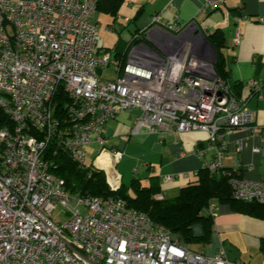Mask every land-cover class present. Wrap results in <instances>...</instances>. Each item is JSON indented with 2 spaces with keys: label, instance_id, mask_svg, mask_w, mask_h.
<instances>
[{
  "label": "built area",
  "instance_id": "1",
  "mask_svg": "<svg viewBox=\"0 0 264 264\" xmlns=\"http://www.w3.org/2000/svg\"><path fill=\"white\" fill-rule=\"evenodd\" d=\"M221 4L204 0L200 12ZM95 12L96 0H0V110L11 121L0 126V264H246L181 244L122 197L71 194L50 171L47 146L81 164L85 147L104 141L107 121L133 108L132 134L204 131L215 156L202 168L213 172L225 137L254 118L198 51L208 33L198 21L154 13L120 55L98 47ZM108 67L114 78L101 74ZM260 85L247 81L249 95ZM229 185L234 199L264 202V179L231 177ZM206 208L214 217L215 205Z\"/></svg>",
  "mask_w": 264,
  "mask_h": 264
},
{
  "label": "crops",
  "instance_id": "2",
  "mask_svg": "<svg viewBox=\"0 0 264 264\" xmlns=\"http://www.w3.org/2000/svg\"><path fill=\"white\" fill-rule=\"evenodd\" d=\"M203 1L125 0L115 18L96 11L93 20L99 24V21L107 19L96 13L106 14L112 21L123 23L122 27L128 28L133 35L148 25L154 13L162 11L166 19L172 20L177 16L179 22L198 21L208 33L220 29L224 35L222 52L227 74L232 82L240 84L239 93L247 99L246 106L254 114L250 124L234 129L225 137L226 149L221 166L237 171L241 178L263 180L264 0H222L218 9L200 12ZM108 25L106 31H117L114 26L108 30ZM237 33L240 41L234 44ZM250 80L262 83L251 95L246 87V82ZM137 114V109L131 108L109 119L104 141L93 140L85 147V153L94 154L91 162L104 169L107 180L116 178L119 183L129 186L132 179H137L142 186L156 187L155 195L174 197L181 187L196 178V172L202 168L204 161L215 156L214 149H206L209 145L207 134L200 130L178 131L171 128L162 135L143 130L132 134L130 129ZM112 149L120 151V160H114ZM167 175L173 176L169 182L163 180ZM211 202L215 205V215L209 237L188 246L207 256L222 250L231 261L264 264V220L237 212L228 203ZM206 207L204 213H208ZM191 229L196 236L204 231L201 223L193 224Z\"/></svg>",
  "mask_w": 264,
  "mask_h": 264
},
{
  "label": "trees",
  "instance_id": "3",
  "mask_svg": "<svg viewBox=\"0 0 264 264\" xmlns=\"http://www.w3.org/2000/svg\"><path fill=\"white\" fill-rule=\"evenodd\" d=\"M124 1L96 0V11L108 13L115 18ZM206 37L217 53V60L214 62L217 75L228 84L235 97L244 99L243 94H240L238 90L240 84L229 79L225 68L222 52L223 32L215 29L207 33ZM117 47L116 44L115 51ZM10 123V119L0 110V126ZM45 155L51 161L50 171L63 180V187L66 191L78 195L122 197L129 206L145 212L154 221L170 228L174 233V239L183 244L205 241L209 237L213 217L209 213H204V208L212 200L228 203L237 212L264 220V202L243 201L231 196L229 179L239 177V175L237 171L224 169L222 166L213 172L207 168H201L196 172V178L181 187L176 196L157 198L156 187L142 186L137 179H132L129 186L120 183L116 190L112 189L103 169L92 163L76 162L62 148L47 146ZM195 223H201L203 226L204 231L200 236L192 233L191 228Z\"/></svg>",
  "mask_w": 264,
  "mask_h": 264
},
{
  "label": "rangeland",
  "instance_id": "4",
  "mask_svg": "<svg viewBox=\"0 0 264 264\" xmlns=\"http://www.w3.org/2000/svg\"><path fill=\"white\" fill-rule=\"evenodd\" d=\"M24 1H35V0H24ZM96 15H100V17H103L107 20L105 21H99L98 24V36H97V42H98V47H102V48H107V49H113V47L117 44V52L123 54L126 50V43L125 42H129L131 37H132V33L128 30V28H124L122 27L123 23H120V21H112V19L103 13L97 12ZM109 24L108 26H114L117 28V31L115 32H109L106 31V25ZM131 30H133V26L130 25L129 27ZM120 29L121 33H120ZM101 74L103 76H106L107 78H114L115 76V70L113 69V67H108L106 69H104ZM94 157L93 153H85V158H84V162L86 164H90L92 163V158ZM106 173V172H105ZM107 177V176H106ZM110 178V177H109ZM108 183L111 180H107ZM61 210V207L58 208V211ZM54 217L55 218H60L61 220L64 219V216L60 213H58L57 211H55L54 213Z\"/></svg>",
  "mask_w": 264,
  "mask_h": 264
},
{
  "label": "water",
  "instance_id": "5",
  "mask_svg": "<svg viewBox=\"0 0 264 264\" xmlns=\"http://www.w3.org/2000/svg\"><path fill=\"white\" fill-rule=\"evenodd\" d=\"M201 36V45L197 47L198 51L199 52H206L207 54H209L210 58L212 59L213 61V67H214V62H216L217 60V53H216V50L215 48L212 46V44L208 41L207 37L204 36L203 34H200ZM167 37V35H166ZM146 38V37H145ZM149 38H146L147 41H151L150 39L148 40ZM214 70H215V67H214ZM216 71V70H215ZM216 76H217V79H220V77L217 75L216 73ZM211 90L206 88L205 90V93L206 94H211ZM99 168V167H98ZM102 169V168H100ZM104 170V169H103Z\"/></svg>",
  "mask_w": 264,
  "mask_h": 264
}]
</instances>
